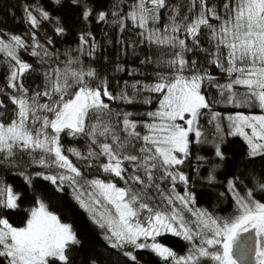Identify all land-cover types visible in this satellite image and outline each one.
<instances>
[{
    "label": "snow or ice",
    "instance_id": "6c2138e0",
    "mask_svg": "<svg viewBox=\"0 0 264 264\" xmlns=\"http://www.w3.org/2000/svg\"><path fill=\"white\" fill-rule=\"evenodd\" d=\"M3 23L0 264H101L64 194L123 264H264V0H27Z\"/></svg>",
    "mask_w": 264,
    "mask_h": 264
},
{
    "label": "trees",
    "instance_id": "16d2710c",
    "mask_svg": "<svg viewBox=\"0 0 264 264\" xmlns=\"http://www.w3.org/2000/svg\"><path fill=\"white\" fill-rule=\"evenodd\" d=\"M26 2L27 0H0V21L4 22L3 26L6 29L14 32L23 31V26L18 24V21L22 15V5ZM10 11L15 13V18L9 14ZM97 31L99 30L97 29ZM70 40H75V36L71 37ZM57 46L59 47L60 45ZM244 148L243 142L238 138L228 145L229 155L235 160L237 165L242 163L240 161V156ZM252 167L257 169L264 168V161L258 159ZM233 170H235V168ZM230 174L231 170L226 173V175ZM224 178V176L220 177L221 180ZM9 182L13 181L10 180ZM43 187H50V185H47V182H42V188ZM194 190L197 192L198 203L201 206L208 207L210 210L214 208L217 214L223 216L231 212L232 209L228 201L220 202L217 200L216 193L222 191V188L211 189L203 181H200L195 183ZM52 205L57 211H61L67 217L68 222L74 224L81 239L84 241V246L79 250L80 259L82 261H87L90 255L99 252L103 253L101 256V264H116L117 261L123 264L126 258L115 254V250L105 251L104 242L100 237L99 230L91 223L87 214L75 204V201L71 199L70 195L64 194L63 198L58 202L53 199ZM13 219L15 221V218ZM162 242L183 254L184 243L178 238L169 237L162 240ZM138 257L141 259L142 264H158V258L148 252H139Z\"/></svg>",
    "mask_w": 264,
    "mask_h": 264
}]
</instances>
